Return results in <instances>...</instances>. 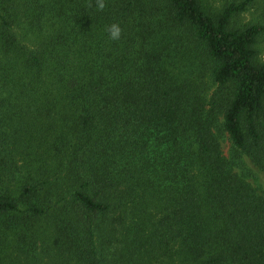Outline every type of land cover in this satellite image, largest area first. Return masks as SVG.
<instances>
[{
  "label": "trees",
  "instance_id": "trees-1",
  "mask_svg": "<svg viewBox=\"0 0 264 264\" xmlns=\"http://www.w3.org/2000/svg\"><path fill=\"white\" fill-rule=\"evenodd\" d=\"M258 1L0 0V264H264Z\"/></svg>",
  "mask_w": 264,
  "mask_h": 264
},
{
  "label": "rangeland",
  "instance_id": "rangeland-1",
  "mask_svg": "<svg viewBox=\"0 0 264 264\" xmlns=\"http://www.w3.org/2000/svg\"><path fill=\"white\" fill-rule=\"evenodd\" d=\"M221 0H210V2L218 8L221 4ZM264 0H259L255 5L250 8L248 11H246L243 15L239 16L237 19V22L239 24H244L247 22H251L253 20H258L260 16L263 14L264 9ZM222 150L225 156H229L230 150H231V143L228 139V136H225V138L222 141ZM246 160V164L248 168H250L253 172V178L249 180L250 184L260 193L261 195H264V173L260 172L255 166L251 164V161L248 159Z\"/></svg>",
  "mask_w": 264,
  "mask_h": 264
},
{
  "label": "clouds",
  "instance_id": "clouds-1",
  "mask_svg": "<svg viewBox=\"0 0 264 264\" xmlns=\"http://www.w3.org/2000/svg\"><path fill=\"white\" fill-rule=\"evenodd\" d=\"M97 4L100 10H103L105 7L104 0H97ZM106 31L112 40H119L121 37L122 29L118 24H111L107 27Z\"/></svg>",
  "mask_w": 264,
  "mask_h": 264
}]
</instances>
